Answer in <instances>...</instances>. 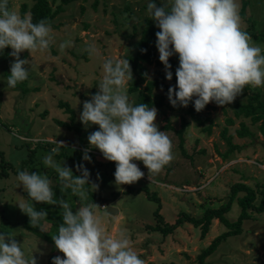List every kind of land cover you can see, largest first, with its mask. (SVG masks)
<instances>
[{
  "label": "rangeland",
  "instance_id": "374dc122",
  "mask_svg": "<svg viewBox=\"0 0 264 264\" xmlns=\"http://www.w3.org/2000/svg\"><path fill=\"white\" fill-rule=\"evenodd\" d=\"M49 1L53 5L58 2ZM149 2L151 0H97L96 9L93 8L94 0L68 3L53 19L57 28H52L49 51L20 54L21 59L30 61L25 66L29 68V75L15 88L7 86L10 65L15 59L9 55L12 49L5 48L0 52V232L10 233L21 245L25 257L33 255L37 264H52L54 257H64L63 253L52 251V244L26 229L30 219H25L28 216L18 204L33 203L37 211L43 204L28 200L17 175L20 171L47 175L52 191L62 188L58 173L43 163L51 149L57 147L55 140L65 145L53 155L55 163L73 171L78 156L81 165L90 173L89 190L96 194L95 204L100 207L96 213L102 218L106 235L124 233L145 264H198L197 255L202 249L216 236L233 230L230 223L238 219L240 205L234 199L225 214L229 224L213 219L204 238H201L199 227L184 221L180 215L187 213L199 218L205 210L218 208L229 199L232 184L242 182L251 187L255 191V205L260 204L261 189L264 188V134L259 126L262 120L254 123L250 118L236 117L229 104L219 106L210 102L211 108L200 114L209 118L203 125H199L182 106H176L175 110L169 104L156 108L155 123L171 139L174 158L150 179L143 162L133 161L144 172V177L132 185L117 186L115 162L107 161L98 149L90 148L87 137L99 126L85 128L80 122L83 102L98 92L105 59H124L136 54L142 29L154 22L147 13ZM153 2L159 7L166 0ZM236 2L241 29L255 28L253 32L258 37L249 36L264 55V37L261 36L264 34V0ZM33 3L34 0H9V8L20 15L23 4L30 8ZM65 42H70V46L61 52L59 46ZM90 48L95 51L90 52ZM156 58L159 59L158 49ZM170 58L179 61L178 55ZM159 69L166 75L164 67L147 66L148 78L157 77ZM132 74L135 76L133 70ZM167 82L173 83L172 80ZM128 86L129 97L136 101L137 94L129 92ZM248 87V91L244 89L234 102H246L249 92H259L264 100V87ZM62 102H67L73 113L61 106ZM228 119L233 122L229 123ZM57 121L67 123L70 128ZM241 122L251 132L250 136L238 135ZM183 123L184 153L177 133ZM167 124L171 126L169 129L164 127ZM209 124V130L205 129ZM225 128L226 135H231L232 142L240 147L227 158L222 156L228 149L222 136ZM86 149L90 160L83 159ZM92 184L98 186L96 190L90 186ZM152 195L159 198V203ZM237 195L243 196L245 192ZM64 196L63 200H72L69 205L74 214L79 207L85 206L84 201L71 193ZM102 205L116 207L119 212L109 213ZM158 207L159 215L163 217L161 227L175 223L178 217L183 219L182 223L167 234L152 229L156 224L154 211ZM47 227L49 223L44 221L41 228ZM240 228V232L223 239L206 261L211 264H264V209L248 208L247 218Z\"/></svg>",
  "mask_w": 264,
  "mask_h": 264
},
{
  "label": "clouds",
  "instance_id": "9594fccd",
  "mask_svg": "<svg viewBox=\"0 0 264 264\" xmlns=\"http://www.w3.org/2000/svg\"><path fill=\"white\" fill-rule=\"evenodd\" d=\"M147 13L160 29L156 32V48L169 81L173 77L169 58L174 54L179 57L176 85L167 93L173 107H187L193 102L200 112L210 102L219 106L233 103L246 86L264 87V55L241 29L236 0H166L159 7L151 0ZM52 31L46 19L33 23L30 14L21 17L9 8V0H0V52L11 48L9 55L15 58L7 79L9 88L28 79L29 68L25 66L30 61L21 59L20 54L49 51ZM68 46L70 42L61 43L60 51ZM102 67L99 90L83 102L79 117L85 128L99 126L88 135L89 146L98 149L107 161L115 162L117 186L132 185L144 177L133 161L143 162L150 179L173 160L172 141L155 123L157 109L136 104L129 97L127 84L133 79L129 60L107 58ZM54 143L57 147L51 149L43 163L58 173L62 189L70 188L81 201L87 200L84 186L89 185L90 173L77 165L81 175L74 176L71 168L55 163L53 155L65 145L62 141ZM83 159H91L87 149ZM17 180L31 202L59 205L62 209L63 223L52 240L64 258L56 256L52 264H145L124 233L106 235L102 218L96 213L100 208L97 204L81 206L74 214L67 201L54 199L47 175L20 171ZM90 186L95 190L98 187ZM18 207L30 218L33 228H39L40 221L47 217V212L37 211L33 203L21 202ZM0 264L37 261L33 255L25 257L10 233L0 232Z\"/></svg>",
  "mask_w": 264,
  "mask_h": 264
},
{
  "label": "trees",
  "instance_id": "16d2710c",
  "mask_svg": "<svg viewBox=\"0 0 264 264\" xmlns=\"http://www.w3.org/2000/svg\"><path fill=\"white\" fill-rule=\"evenodd\" d=\"M76 0H58V2L53 5L54 3L50 2L49 0H34V3L31 5L30 8H27L26 4H23L21 7V14L20 16L23 17L27 12L31 15L32 22L37 23L41 19H46L50 22L52 28H57V25L53 24V19L58 16L61 12L64 11V6L67 5L70 2H73ZM97 0H94L93 8L96 9ZM243 16L244 11L242 12ZM255 28H252L250 30H243L247 32L248 35H252L254 38L256 34L254 31ZM160 29L156 27L155 21L152 22L149 25H146L140 34V38L137 44L136 48V54L133 56H126V59L129 60L131 63V68L133 72L135 73V76H133L132 81H129L128 84V91L131 93L137 94V100L135 101L136 104H146L150 108H162L166 104H169L168 106L171 107L173 110L176 109V107H173L168 99V89L169 87H173L176 85V76L175 71L179 67V61L176 62L175 60L169 58V63L171 65V72L173 74L172 82H167L166 75L162 70H157L156 74L157 77H154L153 79L148 78V70L147 66L155 64L157 66L164 67V65L160 62L158 58H156V32H158ZM261 36L264 37V34H261ZM178 55V54H174ZM141 86V87H140ZM248 86L245 87V90L248 91ZM162 91V92H156V91ZM195 98V97H194ZM193 98V100H194ZM61 106H64V108L69 112L73 113V110L69 106L67 102L60 103ZM233 109L236 117L244 116L246 118H250L252 122L256 123L258 121H261V124L259 125L262 133L264 134V100H261L260 93L259 92H249L246 102L239 103V102H233L229 104ZM186 108L189 115L199 124L203 125L205 122L209 121L208 117L201 116V112L203 110H207L211 108L210 104H207L205 108L197 112L194 108V103L190 102ZM59 125L61 126H67L69 125L63 121H57ZM229 123H232L233 120L228 119ZM210 124L205 128H210ZM166 129H169L171 126L170 124H167ZM163 127V128H164ZM184 123L182 127L177 131L179 137V146L182 149V152L184 153L183 144H182V135L181 132L183 131ZM227 128H225L222 132V136L224 137L225 142L228 145V149L226 153H224L222 156L224 158H227L229 154H231L235 149L240 148L239 146L235 145L232 142V136L226 135ZM238 135L240 137L250 136L251 132L243 122H241V127L238 130ZM65 156V155H64ZM78 156L75 157L77 160V165H81L80 159H77ZM77 165L75 169L72 171L74 176H80L81 172L77 170ZM85 189L88 193V199L84 200L85 206L89 203H95L97 200L96 194L90 192L89 185L86 184ZM241 191L245 192V195L238 196L237 194ZM263 192V196L260 200V204L258 206L255 205V191L249 187L248 185L237 182L232 184L230 188V196L226 203L220 205L218 208L208 209L205 210L204 213L199 218H195L187 213L181 214L180 216H183L184 221H188L191 223L194 227H199L201 231V238H204L206 234L208 233L212 220L215 218H218L223 223L229 224V222L225 218V214L229 211L231 208V205L234 201V199L238 202L240 205V213L238 216V219L230 223L233 230H229L226 232L221 233L220 235L216 236L208 246H206L204 249L201 250V252L197 255V263L198 264H211L210 262L206 261V258L211 255L218 247L220 242L225 239L227 236L236 234L240 232L241 228L240 225L242 221L247 218V209L250 207H256L258 211H263L264 209V188L261 189ZM54 192V199L60 200L63 197H66L67 193H71L73 197H76L72 194L71 189H58L53 191ZM152 198L159 203V198L155 195H152ZM72 200H67V202L70 204ZM43 205L39 208V210H44L47 212L46 220L40 221V227L39 228H33L30 224V221L27 222L25 225L26 229L28 231H31L36 236L42 238L47 243L52 244V251L55 253L60 254V252L56 249L54 241L52 240V236L58 233V227L60 224L63 223L62 218V209L59 205H52L51 207L48 206L46 203H42ZM160 206V204H159ZM154 215L156 217V224L152 226V229L160 231L164 234H167L169 232H172L176 229L181 223L182 220L180 217L177 218L175 223L166 225L161 227L160 223H163V217L159 215V207L154 211ZM25 219H30L29 217H26ZM48 222L49 227L47 229H42L41 226L43 222ZM146 264H156L153 262H148ZM168 264V263H163ZM169 264H175V263H169Z\"/></svg>",
  "mask_w": 264,
  "mask_h": 264
},
{
  "label": "water",
  "instance_id": "95a60500",
  "mask_svg": "<svg viewBox=\"0 0 264 264\" xmlns=\"http://www.w3.org/2000/svg\"><path fill=\"white\" fill-rule=\"evenodd\" d=\"M104 209H106V211H108L109 213H118V209L113 206H105Z\"/></svg>",
  "mask_w": 264,
  "mask_h": 264
},
{
  "label": "built area",
  "instance_id": "2783aa9c",
  "mask_svg": "<svg viewBox=\"0 0 264 264\" xmlns=\"http://www.w3.org/2000/svg\"><path fill=\"white\" fill-rule=\"evenodd\" d=\"M102 208H105V205H102Z\"/></svg>",
  "mask_w": 264,
  "mask_h": 264
},
{
  "label": "crops",
  "instance_id": "0c3cea01",
  "mask_svg": "<svg viewBox=\"0 0 264 264\" xmlns=\"http://www.w3.org/2000/svg\"><path fill=\"white\" fill-rule=\"evenodd\" d=\"M118 212H119V210H118Z\"/></svg>",
  "mask_w": 264,
  "mask_h": 264
}]
</instances>
